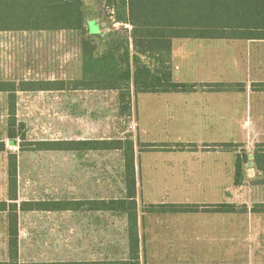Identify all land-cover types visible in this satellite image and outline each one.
Segmentation results:
<instances>
[{
  "label": "rangeland",
  "instance_id": "rangeland-1",
  "mask_svg": "<svg viewBox=\"0 0 264 264\" xmlns=\"http://www.w3.org/2000/svg\"><path fill=\"white\" fill-rule=\"evenodd\" d=\"M92 33L129 27L114 22L99 0H84ZM80 34L75 31H0V80L77 78L81 71ZM112 91L39 90L17 93V118L25 124L28 140L110 138L135 140L134 121L118 114ZM98 97H101L98 99ZM8 93L0 92V141L8 142L19 157L20 200L122 198L125 195L123 151H20L7 135ZM242 154L248 148L240 144ZM262 146L255 152H261ZM8 154L0 152V201L8 200ZM245 172V168H244ZM246 175V172H245ZM245 177V176H244ZM261 179L234 185L239 209L264 206ZM226 195V193H224ZM161 201V200H155ZM139 214L147 238L140 246L141 264H264V246L247 239V213L234 215V244L223 247L151 246L152 222L159 217ZM157 204V203H154ZM42 211V210H34ZM36 212L20 218V262H89L130 257L127 215ZM182 223V222H180ZM7 213L0 211V260L7 259Z\"/></svg>",
  "mask_w": 264,
  "mask_h": 264
},
{
  "label": "crops",
  "instance_id": "crops-1",
  "mask_svg": "<svg viewBox=\"0 0 264 264\" xmlns=\"http://www.w3.org/2000/svg\"><path fill=\"white\" fill-rule=\"evenodd\" d=\"M208 1L202 5L206 10L203 9L200 14L207 17V21L211 17L220 16L209 13ZM88 27L93 31L89 23ZM171 62L173 79L177 82L229 83L232 87L217 90L200 85L185 92H134L130 98L129 113L122 112L118 92L110 90L115 92L112 99L118 114L132 117L134 121L138 207L140 199L149 205L174 203L207 206L198 211L183 212L144 206L141 213L158 215L159 217L152 216L151 220L161 223L159 228L151 227L148 244L156 247L232 246L234 215L247 213V239L250 245L264 246V206L241 208L236 212H217L208 207L218 203L234 204L237 151L223 148L222 143L245 145L248 148V161L245 165L244 182L247 176L248 181L261 179L264 184V160L262 167H259L254 155L255 148L264 143V86L261 85L264 84V39H175ZM87 139L110 138L77 136L60 140ZM3 141L8 144L6 140ZM146 144H156V147L149 148ZM123 167L125 169L124 159ZM125 196L126 188L122 198ZM260 197L264 198V194ZM110 199L100 197L69 200L84 202ZM18 201L34 200H20L19 194ZM66 211L71 216L81 214L87 215L86 217L98 213L110 215L111 212L87 205ZM36 212L64 211H20L19 232L21 216ZM142 222L138 209L140 246L143 239L147 238Z\"/></svg>",
  "mask_w": 264,
  "mask_h": 264
},
{
  "label": "trees",
  "instance_id": "trees-1",
  "mask_svg": "<svg viewBox=\"0 0 264 264\" xmlns=\"http://www.w3.org/2000/svg\"><path fill=\"white\" fill-rule=\"evenodd\" d=\"M107 7L114 22L129 27L92 33L84 0H0V31H75L80 34L81 71L77 78L0 80V92L8 93L7 135L11 145L20 151H89L122 150L125 163L124 198L109 201L69 199L18 201L19 157L0 141V152H8V200L0 201V211L7 213V259L0 264H141L136 199L135 143L130 139L109 140H35L27 139L25 124L17 118V93L39 90H115L123 113L130 111V98L135 93L185 92L196 86L224 90L229 83L187 84L173 79L172 47L175 39H264V0H99ZM206 1L209 13L200 15ZM206 9H204L205 11ZM264 86V84H261ZM149 148L156 144H146ZM238 143H222L223 148L237 151L234 184L244 183L248 154L237 149ZM255 152L262 167L264 143ZM83 205L127 215L129 255L127 259L89 262H20V211H66ZM152 209L171 212L198 211L200 204H151ZM217 212H236V204L218 203L208 206Z\"/></svg>",
  "mask_w": 264,
  "mask_h": 264
}]
</instances>
